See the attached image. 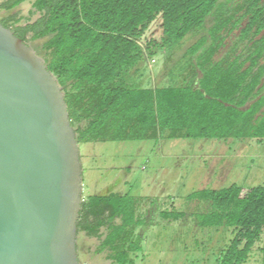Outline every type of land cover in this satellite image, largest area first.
Listing matches in <instances>:
<instances>
[{
	"label": "trees",
	"instance_id": "16d2710c",
	"mask_svg": "<svg viewBox=\"0 0 264 264\" xmlns=\"http://www.w3.org/2000/svg\"><path fill=\"white\" fill-rule=\"evenodd\" d=\"M24 1L0 2V22L27 44L42 39L38 54L63 88L78 144L264 143V0H31L27 15H1ZM158 15L159 39L146 38ZM158 55L166 80L152 86L144 71ZM140 197L114 191L83 197L77 228L99 238L96 252L108 264L135 263L142 241L135 229L151 224ZM188 199L204 203L194 216L199 227L231 233L217 264H243L254 250L264 264V183L207 187ZM159 215L185 214L171 208ZM77 254L80 260L78 247Z\"/></svg>",
	"mask_w": 264,
	"mask_h": 264
},
{
	"label": "rangeland",
	"instance_id": "374dc122",
	"mask_svg": "<svg viewBox=\"0 0 264 264\" xmlns=\"http://www.w3.org/2000/svg\"><path fill=\"white\" fill-rule=\"evenodd\" d=\"M30 7L31 0H26L10 10H2L1 15L14 12L27 15ZM160 24L158 15L151 22L146 38L159 39ZM41 42L42 39L28 45L41 54ZM189 42L188 39L183 47ZM164 70L161 55L149 59L144 71L148 84L161 83ZM79 151L83 197L129 192L141 196L139 210L149 212L151 224L135 229L142 241L134 264H217V253L228 243L231 233L225 227H199L194 216L203 211L204 203L189 200L188 195L233 182L244 187L264 183V143L254 139L82 142ZM171 208L183 211L184 217L163 220L159 212ZM99 242V238L78 230L77 247L80 262H84L81 264L109 263L103 253L96 252ZM243 264H263L259 251L254 250Z\"/></svg>",
	"mask_w": 264,
	"mask_h": 264
},
{
	"label": "water",
	"instance_id": "95a60500",
	"mask_svg": "<svg viewBox=\"0 0 264 264\" xmlns=\"http://www.w3.org/2000/svg\"><path fill=\"white\" fill-rule=\"evenodd\" d=\"M82 182L57 76L0 22V264H81Z\"/></svg>",
	"mask_w": 264,
	"mask_h": 264
},
{
	"label": "crops",
	"instance_id": "0c3cea01",
	"mask_svg": "<svg viewBox=\"0 0 264 264\" xmlns=\"http://www.w3.org/2000/svg\"><path fill=\"white\" fill-rule=\"evenodd\" d=\"M227 140L229 141V139H227ZM227 140H226V141H227ZM104 260H106L105 256H104ZM107 261H108V260H107Z\"/></svg>",
	"mask_w": 264,
	"mask_h": 264
}]
</instances>
